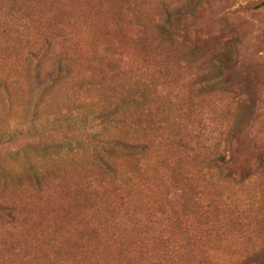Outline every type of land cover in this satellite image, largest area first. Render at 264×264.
Masks as SVG:
<instances>
[{
    "label": "rangeland",
    "instance_id": "obj_1",
    "mask_svg": "<svg viewBox=\"0 0 264 264\" xmlns=\"http://www.w3.org/2000/svg\"><path fill=\"white\" fill-rule=\"evenodd\" d=\"M0 264H264V0H0Z\"/></svg>",
    "mask_w": 264,
    "mask_h": 264
},
{
    "label": "trees",
    "instance_id": "obj_2",
    "mask_svg": "<svg viewBox=\"0 0 264 264\" xmlns=\"http://www.w3.org/2000/svg\"><path fill=\"white\" fill-rule=\"evenodd\" d=\"M62 70H64V69H61V72H62ZM238 104V105H246V101H240V102H235V104ZM229 163H231L232 165H236L237 163H236V161H231V162H229Z\"/></svg>",
    "mask_w": 264,
    "mask_h": 264
}]
</instances>
